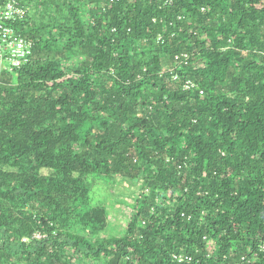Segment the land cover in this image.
Segmentation results:
<instances>
[{"label":"trees","instance_id":"16d2710c","mask_svg":"<svg viewBox=\"0 0 264 264\" xmlns=\"http://www.w3.org/2000/svg\"><path fill=\"white\" fill-rule=\"evenodd\" d=\"M21 1L0 264H264V0Z\"/></svg>","mask_w":264,"mask_h":264},{"label":"built area","instance_id":"2783aa9c","mask_svg":"<svg viewBox=\"0 0 264 264\" xmlns=\"http://www.w3.org/2000/svg\"><path fill=\"white\" fill-rule=\"evenodd\" d=\"M28 14L29 8L21 0H9L0 7V84L4 74L17 73L33 58L34 41L23 35L17 27L26 20ZM189 86L195 85L187 82L186 87ZM35 237L40 239L43 235L38 232Z\"/></svg>","mask_w":264,"mask_h":264},{"label":"rangeland","instance_id":"374dc122","mask_svg":"<svg viewBox=\"0 0 264 264\" xmlns=\"http://www.w3.org/2000/svg\"><path fill=\"white\" fill-rule=\"evenodd\" d=\"M138 187L136 184L124 182L112 189H105L104 193L110 197V200L124 199L132 202ZM126 205L118 202L116 208L112 210V217L114 218V227L124 226L129 221V216L126 212Z\"/></svg>","mask_w":264,"mask_h":264}]
</instances>
